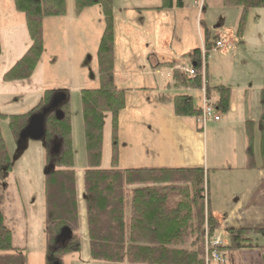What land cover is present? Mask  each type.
Segmentation results:
<instances>
[{
    "label": "crops",
    "instance_id": "obj_1",
    "mask_svg": "<svg viewBox=\"0 0 264 264\" xmlns=\"http://www.w3.org/2000/svg\"><path fill=\"white\" fill-rule=\"evenodd\" d=\"M162 2V0H113L112 3L114 86L116 90L125 92V107L121 111L122 115L121 112L118 115V140L119 126L121 128L126 117L131 116V121L137 118L142 120L139 127L141 138L139 142L136 141V144L141 143V152L124 157L122 161L119 156L117 168L120 170L140 168L197 170L199 172L201 170L204 175V218L206 219L207 214H210L217 220L219 227L215 232L226 233L227 230L238 229L254 232L250 236L252 248L223 252L225 260L221 264H264V157L258 127L261 114L260 92L264 89V8L247 11L243 33L239 39L236 31L242 10L226 7L224 0H204L201 13H198L193 6L192 0H171V6L168 9H160ZM67 11L66 4L64 17L46 18L43 21L44 52L40 64L45 63L49 54V56L58 54L65 59L61 60L60 65L64 69H59L60 67L57 68L54 64L52 68L50 67V71L44 68L48 81L41 90L42 95L47 90H61L68 96V102L69 94L76 93L80 102V91L98 89L99 79L97 87H90L88 82L82 83L84 81L79 79L77 69L74 71L71 69L69 33L71 19ZM70 11L71 9L68 12ZM206 34L210 39H215L213 43H209L208 51L213 50L214 42L227 40L228 36L229 39L232 38L230 47L222 51L225 57L229 51L232 54L230 69L225 72L227 80L225 83L218 78L217 81L213 80L208 74L210 69L206 60V64L201 67L202 88L199 90L184 87L181 90L199 92L196 107L200 108L203 93L214 105L219 99L216 88L220 86L228 88L229 108L226 114H221L214 107L215 113L220 116L219 122L207 123L200 128L195 118H178L174 114L171 103L169 101L162 103L159 97L162 95L167 98L187 96L193 101L191 93L172 97L166 93L163 94L162 91L170 92L173 91L172 87L174 90L180 88L174 86L173 70H177L178 66L192 69L187 55L194 50H200V53L205 52ZM27 48L28 45H25L18 55L12 57L7 63H1L2 76L24 55ZM120 50L123 51L122 54ZM118 52L121 54L123 68L122 70L119 68L116 72ZM248 52H251L250 55L258 64L250 62V65L245 57H239V54ZM126 57L131 59L125 60ZM122 61L125 63L123 64ZM136 63H139V68L136 67L137 73L134 76L138 78L145 76L147 81L143 80L139 87H132V75L129 72ZM58 71L60 76L59 73L57 74ZM235 73L237 76L232 80ZM21 84L16 82L6 85L14 87L10 93L12 94L20 90L18 88H21ZM206 87L209 90L207 94ZM20 98H15V104L20 102ZM133 100H139L140 106L132 108L134 113L125 114L128 103ZM106 117L107 114L104 116L103 140ZM248 122L253 123L250 142L248 141ZM208 139L211 141L209 145ZM128 144L129 142L123 143L124 151ZM249 145L252 152L251 163L247 158ZM102 162L103 151L101 167ZM103 167L102 169L111 167L110 159L109 166ZM77 177L78 174L75 180L77 191L75 201L79 251L75 253L79 258L64 257L62 264H119L94 261L89 255L86 210L84 198H80L82 180ZM128 214L126 213V216ZM222 239L228 245V240ZM193 242L194 239H190L186 245ZM43 245L45 248V233ZM20 249L27 260L25 247Z\"/></svg>",
    "mask_w": 264,
    "mask_h": 264
},
{
    "label": "trees",
    "instance_id": "obj_2",
    "mask_svg": "<svg viewBox=\"0 0 264 264\" xmlns=\"http://www.w3.org/2000/svg\"><path fill=\"white\" fill-rule=\"evenodd\" d=\"M162 1L160 9H168L171 6V0ZM13 3L15 10L24 17L30 46L23 57L4 75L6 82L25 81L32 77L44 52V19L64 17L66 14L65 0H13ZM73 3L76 15L85 9L99 6L104 21L96 52L99 88L84 90L80 96L84 148L88 165L84 173L82 198L86 210L92 260L119 264H204V227H207V235L211 236L217 226L210 214L204 218L203 172L117 168L118 115L125 107V92L116 90L114 86L113 0H73ZM224 5L242 10L236 31V36L240 39L247 11L264 8V0H224ZM214 40L206 34V50L209 43H213L211 41ZM200 54V50H194L187 55L194 71L192 78L178 70L173 72L175 87L200 90L202 86ZM216 90L219 99L214 107L221 114H226L229 108V89L220 86ZM54 92L45 91L38 105L27 114L9 118V127L15 142L29 116L44 107ZM207 93L209 90L206 87ZM159 99L162 103L169 101L177 117L195 119L200 117V108L194 106L190 97L167 98L162 95ZM260 107L258 127L264 157V89L260 92ZM62 111L63 120L57 121L52 114L46 119V141L54 137L62 140L54 172L45 176L46 264H50L51 255L62 264L64 256L79 251L75 201L77 191L68 102L62 107ZM106 114L111 117V167L102 169L103 125ZM252 127L253 123L248 122L249 142ZM45 150L48 157L47 148ZM247 158L251 163L250 145ZM10 168V158L0 134V176L9 172ZM4 200L5 191L0 185V264H27L22 250L13 246L12 231L5 225L1 210ZM126 213H129L128 216ZM62 227L71 230L72 238L64 249L52 253L55 237ZM252 234L254 232L245 229L227 230L228 245L223 250L236 252L252 248L250 237ZM190 239H194L193 244L186 245Z\"/></svg>",
    "mask_w": 264,
    "mask_h": 264
},
{
    "label": "rangeland",
    "instance_id": "obj_3",
    "mask_svg": "<svg viewBox=\"0 0 264 264\" xmlns=\"http://www.w3.org/2000/svg\"><path fill=\"white\" fill-rule=\"evenodd\" d=\"M192 2L198 13H201L200 6L204 2V0H192ZM66 4L67 10L69 11L71 9L70 12L67 11V15H70L68 17L71 19V26H69L71 69L72 71H74L75 69L78 70L79 74L77 75L79 76V79L81 78V80L84 81L82 83L88 82L90 87H97L98 69L96 52L104 27L101 9L99 6H94L89 9L83 10L79 15L75 16L73 0H66ZM231 39H229L228 36L227 40H221L223 42L222 47L216 50L213 49V52L210 50H205V53L208 52L205 58V64L207 60L210 69V72H208V74L212 77L213 80H216L218 78V80L222 81V83H225V81L227 80V78L225 77V72L227 71V69H230L229 67L231 66L232 60V54L230 53V51L227 53L228 55L226 57L223 56L222 51H225L228 47H230L232 43ZM25 45H28L29 48L30 39L23 15L15 10L13 0H0V116L3 117L0 118V134L8 152L11 167L9 172L6 173L5 169L4 172L6 174L0 176V185L5 191V200L2 203L1 210L5 218V225L12 231L13 246L19 249L25 247L27 264H44L45 248L43 243L44 233H46V179L44 176V170L46 166H48V164L51 162L52 158L49 155L48 148V157H46V150L40 142H29L28 147L22 154V156L17 161L11 164V160L16 150V145L11 129L9 127V118L11 116H20L27 114L28 111H30L37 105L39 100L44 95V93L42 95L41 87H44V84L48 81V78L45 75L44 68L46 67L47 71H50L53 67V64L56 65L57 68H59L61 65V60H64L65 58L58 54L56 56L52 55L53 57L49 56V54L45 63L40 64V60L39 64L37 65V70L34 72V76L25 81H17L19 83H22L21 88H18V90H20L10 94L14 90V87L12 85L6 84L16 82L4 81V75L18 60L23 57V55L9 69L6 70L3 76L1 72L3 69L1 67V63H7V61H9L12 57L18 55L23 50ZM119 52L122 54L123 51L120 50ZM119 52L116 58V72L119 68L120 70H122L123 68L121 64L122 59L120 58L121 54ZM250 54L251 52H248L247 54H239V57H245V60L248 61V64H250V62H252L253 64H258L255 63L253 57ZM129 59H131V57L125 58V60ZM124 63L125 62H123V64ZM183 64H188V62H183ZM136 67L139 68V63H136L132 67L131 72H129L132 75V87H139L138 85H140L143 80L147 81L145 76L140 78L134 76V74L137 73L135 72L137 71ZM59 69H64V67H60ZM174 71H176V69L173 70V72ZM58 73L59 71L57 72V74ZM235 76H237L236 73L233 75L232 80L235 79ZM172 90L173 91L170 92L162 91V93H166V95H171L172 97L174 95H189L187 93H191L194 106L198 105L197 96L199 95V92H197L196 90L188 91V89L181 90V88H177L176 90H174L173 87ZM54 91L57 92L61 90ZM81 92L82 91H80L79 93L80 96ZM69 95L70 96L68 104L72 119V143L75 160L74 180H76V176L78 174L77 178L80 177V180H82L81 193L83 195L84 173L86 168H88L84 148L85 140L83 133V123L80 112L79 96L76 95V93H71ZM16 97H21L20 102L17 104H15L14 102ZM131 98L132 97H130V99ZM134 106H140L139 100H133L128 103V108L125 114L130 112L134 113L132 109L134 108ZM132 115L134 116L135 114ZM197 120L198 119H196V121ZM141 121V118H137L136 120L131 121V116H128L125 118V121H123V125H121V128L119 126V140L117 138V145L118 153L121 158L120 161H122L124 157L133 156V154L141 152V143L136 144V141L139 142V139L141 138L139 130ZM111 139L112 134L110 127V116L109 114H107V117L105 118L104 140L102 149V167L105 166L103 168H107L109 166ZM128 142L129 144L127 146V149L124 151L122 145L123 143ZM210 143L211 141L209 140L208 145ZM210 154H212V152ZM55 160L56 158L54 159V167ZM80 198H82V196ZM213 220L216 222V226L218 228L219 226L217 220L215 218H213ZM86 227L88 234L87 224ZM217 234L218 236L227 239L226 233H216L215 231L211 236L207 235L206 239L211 240ZM206 239L204 240V257H206ZM53 247H55V243ZM220 252L223 254V252L225 251ZM74 253H70L64 257L79 258L78 255L75 253L77 255L76 256ZM70 258L68 260H70ZM210 262L211 261H208L207 264H209Z\"/></svg>",
    "mask_w": 264,
    "mask_h": 264
},
{
    "label": "water",
    "instance_id": "obj_4",
    "mask_svg": "<svg viewBox=\"0 0 264 264\" xmlns=\"http://www.w3.org/2000/svg\"><path fill=\"white\" fill-rule=\"evenodd\" d=\"M68 102V96L63 91H57L53 93L48 103L42 107L38 112L29 116L26 125L19 132L15 145L16 150L11 160V164L17 161L28 147L29 142H40L43 146L46 143V119L49 115H53L57 121H61L64 118V113L61 110ZM62 148V140L54 137L50 142L49 155L52 158L51 162L46 166L44 170V176L50 175L54 167V159L58 157ZM72 238V232L68 227H62L55 237V247L52 249V253H56L58 250L65 248ZM51 264H60L58 260H54L52 255L50 256Z\"/></svg>",
    "mask_w": 264,
    "mask_h": 264
},
{
    "label": "built area",
    "instance_id": "obj_5",
    "mask_svg": "<svg viewBox=\"0 0 264 264\" xmlns=\"http://www.w3.org/2000/svg\"><path fill=\"white\" fill-rule=\"evenodd\" d=\"M202 9H203V3L200 6V10ZM222 45L223 42L221 40H218L214 43L213 49L214 50L219 49L222 47ZM205 54L206 53L204 51L201 53V67H203L204 65ZM177 70L185 73L189 77L194 76V71L192 69H184L178 66ZM219 120H220L219 115L215 113L213 105L205 97V94L203 93V98L201 102V113L197 122L199 123L200 127L203 128L204 125H206L207 123H211V122L216 123L219 122ZM224 245H225L224 240L222 239V237L218 236V234L215 235L211 240L206 239L205 263L207 264L208 261L214 263H221L223 261V254L220 251L224 247Z\"/></svg>",
    "mask_w": 264,
    "mask_h": 264
},
{
    "label": "flooded vegetation",
    "instance_id": "obj_6",
    "mask_svg": "<svg viewBox=\"0 0 264 264\" xmlns=\"http://www.w3.org/2000/svg\"><path fill=\"white\" fill-rule=\"evenodd\" d=\"M63 107V106H62ZM61 110H62V108H61ZM52 140H50V141H46V143H45V146H44V148L46 149V148H48L49 149V147H50V142H51ZM50 264H51V261H50Z\"/></svg>",
    "mask_w": 264,
    "mask_h": 264
}]
</instances>
